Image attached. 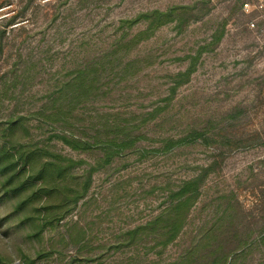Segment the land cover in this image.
Here are the masks:
<instances>
[{
	"label": "rangeland",
	"instance_id": "rangeland-1",
	"mask_svg": "<svg viewBox=\"0 0 264 264\" xmlns=\"http://www.w3.org/2000/svg\"><path fill=\"white\" fill-rule=\"evenodd\" d=\"M174 5L181 26L131 22ZM3 144L42 149L0 189L8 264H264V0H0ZM194 178L166 242L151 220Z\"/></svg>",
	"mask_w": 264,
	"mask_h": 264
},
{
	"label": "trees",
	"instance_id": "trees-1",
	"mask_svg": "<svg viewBox=\"0 0 264 264\" xmlns=\"http://www.w3.org/2000/svg\"><path fill=\"white\" fill-rule=\"evenodd\" d=\"M191 7L189 5H174L166 8L165 10H160V9H151L147 10L144 12H139L135 18L131 20V22H137V21H145L146 22V28L148 32H151L158 28L159 26L166 24L170 21H175V23L179 26L183 25L186 21L184 20L186 15L190 13ZM147 32V33H148ZM19 122L11 121L8 124L9 129L8 130H14ZM64 142L70 145L72 148L79 147L78 145H81L82 147L85 146L86 143H81L80 140L72 137H67L63 136ZM40 151L42 149L34 147L32 149L26 147V148H21L16 147L14 145H9L6 146L5 144L0 145V159H5L4 161L6 162L5 165L0 166V189L3 194L2 196H7V194L11 192H15L14 190L17 189L18 186H13V187H8L10 184V181L13 179L12 173H9L8 176L4 177L6 173L10 172L11 169L14 167V165L17 162H21L23 165L30 163L31 161L34 160L35 157H38L40 154ZM109 154H111L110 151H106L103 160L105 158H108ZM59 158V156H57ZM48 164L51 165L52 167H55L56 169L60 170L63 167L60 166L59 162H50L46 161L43 163V165ZM42 171L39 170L37 174L35 172L31 173L30 178L35 180L41 175ZM37 176V177H36ZM4 177V178H2ZM198 179L199 178H194L191 180H187L183 182L182 186L174 192V199L176 201H173L170 206L165 210L164 213L158 214L151 220L152 226H155L157 222L164 221L166 223H170L172 226L171 229L172 231L169 232L166 236V242L168 239L171 237L173 238L176 235V232L181 226L182 219L186 213V210L190 204V199H191V192H193L197 187H198ZM42 190V189H40ZM36 193L30 194L29 197H26L25 199L21 201H17V203L12 206L11 212L15 214V219L20 223L21 225L24 223V221H29L31 220V217L33 214L30 215H24L23 211L21 210L23 208H28L29 203L31 200H33V197H35ZM30 201V202H29ZM45 207V206H43ZM48 211V210H47ZM64 210H59L55 212H50L46 213L44 216V224L46 223H51L53 221H58L62 217V212ZM33 213H34V208H33ZM38 213V212H37ZM229 256V251L227 254H223L221 259H219L220 263L226 261L227 257ZM32 260V259H31ZM29 260V263L27 264H32V261ZM189 261L188 259H184L182 261H174L169 264H187ZM0 264H8L4 257L0 255Z\"/></svg>",
	"mask_w": 264,
	"mask_h": 264
}]
</instances>
